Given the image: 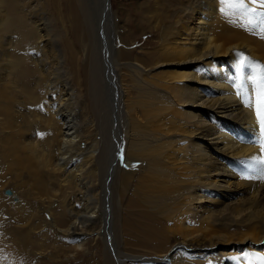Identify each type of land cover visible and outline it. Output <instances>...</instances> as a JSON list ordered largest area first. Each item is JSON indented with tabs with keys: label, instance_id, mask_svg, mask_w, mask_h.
I'll return each mask as SVG.
<instances>
[{
	"label": "bare ground",
	"instance_id": "6f19581e",
	"mask_svg": "<svg viewBox=\"0 0 264 264\" xmlns=\"http://www.w3.org/2000/svg\"><path fill=\"white\" fill-rule=\"evenodd\" d=\"M83 1L97 3L77 0L91 33L82 47L101 33L110 45L109 1L96 10ZM160 1L138 13L142 28H160L149 62L117 46L114 64L109 47L113 84L90 116L50 66L64 62L51 56L62 54L46 0H0V264H36L31 256L61 239L77 251L90 234L105 264H248L245 254H264V180L249 178L261 173L259 125L243 103L255 73L235 72L240 54L264 64V17L249 24L220 0H170L171 12ZM89 60L98 89L93 49ZM229 248L246 253L230 259Z\"/></svg>",
	"mask_w": 264,
	"mask_h": 264
},
{
	"label": "rangeland",
	"instance_id": "374dc122",
	"mask_svg": "<svg viewBox=\"0 0 264 264\" xmlns=\"http://www.w3.org/2000/svg\"><path fill=\"white\" fill-rule=\"evenodd\" d=\"M108 1L110 4V9L114 12L115 15L114 17L109 18L107 24V27H110L111 31L116 30V35L113 37V42L111 41L109 45L107 40L108 37L101 33V35L98 34L100 38L98 35L96 36L98 41L97 44H95V47L94 45H92V43L94 44V42L90 41L89 42L90 45L86 46L87 48L85 47L84 49V46L82 47L81 42L83 41V43H86V40H88L89 37L91 38V33L89 36H87V32H86L87 29L83 27L84 23L81 13L82 11L81 8L79 7V3L77 2V0H69V1L46 0L47 24L51 33L50 37L56 41V44L62 54L59 55L60 57H58L57 56L58 52H57V54L53 53L51 56L54 59L62 58L63 59L62 61L64 62V63L62 62L63 63L62 65L58 63L57 64L52 63L50 64V66H52L55 70H57L56 71L57 76L55 77H57L60 80L66 78L69 85L73 89V93H78L81 100H84L86 102L89 108L88 115L90 116L92 115L93 112L92 105L93 103L95 105L96 97L98 98L99 96L100 98L99 92H101L102 95L103 92L110 93L107 89L111 87L110 84H113L112 79L111 81H109L107 76L108 75L107 69H110L109 47H110V51L112 49L113 63L114 60L116 59L115 58L116 56L114 55L116 54L117 46L118 48L129 51L130 58L132 60H134L133 58L137 56L138 59H142L145 62H149L150 56L147 55V52L154 51L155 47H158L159 44L158 36L160 34V28L158 27L156 28L154 26L153 28H148V27L142 28V25L146 26L147 23L144 20H140L138 18L139 17L138 13H140V10L143 12L145 9L146 0H108ZM83 2L84 4L88 3L89 4L88 7L92 5L94 7V10H96L95 8L97 7V3L99 2V0H97V3L94 4H91V2H85V1ZM170 2H171L170 0H161L159 6L162 7L163 9L169 8L170 12L173 10H178L179 5L175 3L172 4V6L175 8L171 10V8L167 6L168 3ZM154 5L155 7L157 6L156 3ZM75 24H77L78 26H76ZM92 25L94 29L96 27L95 23H93ZM159 25L160 24H158V26ZM3 34L13 35L12 32H7V31L3 32ZM14 39L16 40V38H13V40ZM114 43L116 44L115 46ZM100 44H102V46H100ZM15 45L16 46H14L13 48L16 50L15 52H17L19 49L20 50L19 53H21V50H23L25 47L24 45H20V44H15ZM91 49H93V51L95 50V60H97L96 63L100 69V76L96 75L97 80L100 84L98 89L96 88V82H95L96 78L90 72L89 58L91 54ZM152 60L154 59L152 58L151 61ZM4 62L5 61L3 60L0 61L1 71L4 67L3 66ZM149 66L151 68L153 66V63L150 62ZM104 68L106 69V71L104 70ZM47 70H49V66H47ZM157 71L158 69L154 70L153 72L148 71L149 72L148 75L150 73H157ZM0 73L2 74V77L5 78L4 71ZM35 77H36V73L34 74L33 78ZM40 88L41 86H36L32 88V91L33 92L35 91L34 93L35 95L37 93L38 94L40 93L41 91ZM129 94H135V92L132 89H130ZM115 96L117 98L116 100H118L119 95H117L116 93ZM106 97L107 99H109L107 95ZM107 99H106V104H104L103 102L102 105L103 110L104 108L105 110H108L107 105L109 103ZM105 113H107V111ZM103 121H105L104 118ZM103 129H105V126L103 127ZM232 132L233 133L235 132L234 129L232 130ZM234 137H236V133L234 134ZM7 190L8 189H6V191ZM105 200L108 204L109 197L107 196ZM56 210L60 211L63 210V208L57 207ZM108 215H109L108 211H105L106 218L108 217ZM227 216H231L234 218L236 217V214L227 215ZM213 229H216V226H213ZM229 237L231 242L238 241V238H236L235 236H229ZM72 245L73 244H70L67 241L64 242L62 239L57 240L54 243H48L47 248L40 250V252L39 250L36 251V253L38 252L37 253L38 255H35L33 257L31 256L32 258L31 261L33 263L36 261V264H105L106 260L103 254V247H102L104 245L102 243V246H100V241L99 239L96 238L95 235L90 234L84 240L83 247L78 249L77 251L72 250L71 247ZM244 249L234 251L229 248L224 250L223 253L224 255H226V257L230 259H234L235 257H242L246 253ZM70 251H72V253ZM262 251H264V248L262 249Z\"/></svg>",
	"mask_w": 264,
	"mask_h": 264
},
{
	"label": "snow or ice",
	"instance_id": "6c2138e0",
	"mask_svg": "<svg viewBox=\"0 0 264 264\" xmlns=\"http://www.w3.org/2000/svg\"><path fill=\"white\" fill-rule=\"evenodd\" d=\"M250 3L252 5L258 4L259 10L256 7H249L246 0H220L222 5L220 11L222 13H239L248 18L249 24H254L257 18L264 17V0H250ZM261 22L264 23V20ZM245 69H251L255 73V75L247 77L248 80L255 83L254 95L244 99L243 103L246 107L254 109L259 125V145L261 148V155L252 158L255 164L260 165L261 173L259 176L249 178L264 180V64L254 63L249 57L240 54V60L235 69L237 79L241 81L245 79ZM240 87H243V84ZM237 95H241V93L238 92ZM244 259L248 261V264H264V254L252 255L251 257L245 254Z\"/></svg>",
	"mask_w": 264,
	"mask_h": 264
}]
</instances>
